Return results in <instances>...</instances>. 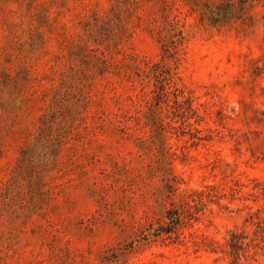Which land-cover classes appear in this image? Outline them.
<instances>
[{
  "label": "rangeland",
  "instance_id": "rangeland-1",
  "mask_svg": "<svg viewBox=\"0 0 264 264\" xmlns=\"http://www.w3.org/2000/svg\"><path fill=\"white\" fill-rule=\"evenodd\" d=\"M0 264H264V0H0Z\"/></svg>",
  "mask_w": 264,
  "mask_h": 264
},
{
  "label": "trees",
  "instance_id": "trees-1",
  "mask_svg": "<svg viewBox=\"0 0 264 264\" xmlns=\"http://www.w3.org/2000/svg\"><path fill=\"white\" fill-rule=\"evenodd\" d=\"M166 216L169 221L164 222L162 225H159L157 233H163L168 238H170L173 237L172 235L177 234V229L181 224L182 218L180 213H173L172 215V211H167Z\"/></svg>",
  "mask_w": 264,
  "mask_h": 264
}]
</instances>
